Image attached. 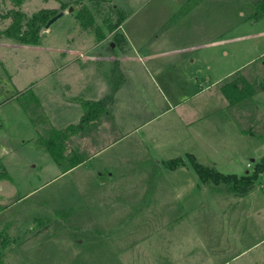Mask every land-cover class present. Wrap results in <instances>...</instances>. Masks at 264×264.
<instances>
[{
    "label": "rangeland",
    "instance_id": "obj_1",
    "mask_svg": "<svg viewBox=\"0 0 264 264\" xmlns=\"http://www.w3.org/2000/svg\"><path fill=\"white\" fill-rule=\"evenodd\" d=\"M261 1L25 0L15 7L28 16L41 8L64 14L43 28L39 45L0 36V167L12 179L0 180V264H259L255 252L233 257L261 234L254 209L264 207V172L243 195L202 181L188 156L237 177L264 158ZM85 4L97 25L116 24L104 39L77 19ZM13 7L0 0V29L10 25L4 16ZM73 43L106 58L94 70L107 83L110 109L124 89L116 94L117 129L100 140L85 130L71 135L67 159L77 151L86 157L64 172L41 138L79 122L84 107L64 99L49 107L54 78L44 61L57 52L42 47ZM132 51L149 73L135 68L130 79L120 59ZM230 82L243 89L241 101L224 95ZM179 99L178 123L164 114L148 126L167 100ZM191 124L206 135L182 127ZM180 157L185 165L165 164Z\"/></svg>",
    "mask_w": 264,
    "mask_h": 264
},
{
    "label": "trees",
    "instance_id": "obj_2",
    "mask_svg": "<svg viewBox=\"0 0 264 264\" xmlns=\"http://www.w3.org/2000/svg\"><path fill=\"white\" fill-rule=\"evenodd\" d=\"M8 1L11 2L14 7L10 9L4 17L10 18L12 21L6 29H0V36L4 35L7 39L15 40L26 45L41 44L42 30L46 27L48 21L57 14V11L51 8H41L28 16L26 12L15 8L21 6L25 0ZM70 5L71 4H63V7L67 8ZM260 7L261 9H264V0L260 2ZM75 14L81 26L84 28L90 29L91 27H95L94 30L97 33V38L99 40H102L107 36V30L112 31L116 26L113 21L97 25L94 11L88 4H85V6L79 9V11ZM123 20L124 16L120 18L119 23ZM118 35L122 37V34ZM118 41L119 37H117L115 42L118 44ZM221 89L230 101L242 100L244 93L238 82H230ZM230 90H233L234 93H231ZM107 101V97L97 101L81 100V104L84 107V114L79 124H70L66 128L62 129L52 128L46 137L41 138L43 148L58 165L62 166L64 172L81 164L86 157V154H79L77 151L73 152L74 155L70 158V160L67 159L65 154L69 148L68 140L70 136L82 131L86 122L98 119L104 112H107ZM188 158L191 161L192 168L198 173L202 181H212L217 184L224 182L229 185L234 192H238L243 195H246L252 190L259 174L264 172V158L256 164L255 171L253 173H247L241 177H237L233 174H225L218 171L215 167L204 165L198 162L193 155H189ZM185 163V159L181 157L165 161V164L170 168L185 165ZM2 179L12 180L5 165L0 167V180Z\"/></svg>",
    "mask_w": 264,
    "mask_h": 264
},
{
    "label": "crops",
    "instance_id": "obj_3",
    "mask_svg": "<svg viewBox=\"0 0 264 264\" xmlns=\"http://www.w3.org/2000/svg\"><path fill=\"white\" fill-rule=\"evenodd\" d=\"M133 46V44H131ZM63 46V45H62ZM55 46V47H42V48H46V49H50L53 52H57V55H55V58H49L47 60H45V68L44 71H48V76L54 78L53 80V91L52 94L48 97L49 100V107H53V109L59 105V103H62V99H64L65 101H68L69 103H80L81 104V100H100L102 99L107 93L108 90V86L105 80H101L100 74H99V68L95 69V65L98 64L101 60L106 62V58L105 59H101L102 57H100V54L97 53H92L93 50H89L88 49H79L77 48V44L73 43V44H67L66 46ZM134 49L136 48V52L139 49V47L137 48L136 46H133ZM101 49H99L98 51H100ZM92 51V52H91ZM77 53V54H76ZM80 53H82V56L80 57ZM150 54H147L144 58H149ZM104 58V57H103ZM120 62H125L126 66L129 67L128 72H127V76L130 77V79L133 78V76L136 75L135 72V68H143L144 70H141L139 72H142L145 74V71L147 73L148 69L146 67H142V64H144L143 66H145L144 60L142 59V56L139 55L137 56L133 51L131 52V54L122 57L120 59ZM42 63V61H41ZM100 65V64H99ZM134 65V66H133ZM42 65H40L41 67ZM155 70L158 74H161L162 72H164L163 69H158L155 67ZM164 74V73H163ZM131 81V80H130ZM41 84V83H39ZM59 86L61 87H65L64 90H58ZM16 87V85H15ZM57 87V88H56ZM101 90H99V89ZM159 88V86H158ZM17 89V87H16ZM74 89H79L80 91H84L85 95L87 96L86 98H84L83 95H77V94H72V91ZM124 89V85H121L120 87H118V90H116V94H118L120 91H122ZM18 90V89H17ZM160 90V88H159ZM128 92H130V94L133 92V89L131 88L130 90H128ZM182 91L180 90L179 93H181ZM115 94V99H114V109L121 106L122 103L121 101H119L117 99V95ZM194 94L196 95L197 93L194 92ZM165 96V95H164ZM74 97H76V100L74 101ZM83 97V98H82ZM166 98V97H165ZM39 100V97H38ZM80 101V102H79ZM40 107L43 104L42 102H39ZM167 107L165 108V110H163L162 112H160L157 116H154L153 118H150L147 122H148V126L150 127V124L153 123L154 121L157 120V118L161 115H166V114H170L168 115L167 121L170 123H178V121L175 118V115L172 114V112H175V109L179 108L182 106V100L179 99L177 101H175L174 103H170L167 100ZM43 107V106H42ZM41 107V108H42ZM106 109L107 112H104L101 116H99L98 119L95 120H91L89 122H86L84 124V129L85 131L89 132V137H93L95 139L100 140L101 138H106V136H109L112 134L113 131H115L117 129V126H115L116 122H117V112L114 111V109H110L107 105H106ZM84 114V109H80L79 112V122L78 120L75 122L74 120H68L66 123V125H70L72 123H80L82 116ZM166 127L164 130L168 129H174L171 126ZM196 125L192 126L191 125H182L183 129H189L192 130V134L193 136H197V137H204L206 134L201 132V128H197L195 127ZM152 127V126H151ZM154 128V127H152ZM102 133H101V132ZM108 131V132H107ZM87 132V133H88ZM83 137V136H82ZM209 142L214 143L213 140L208 139ZM99 141H95L94 144H97ZM220 145H216L217 147L221 148L222 145V141L219 142ZM215 146V145H213ZM215 146V147H216ZM223 149V148H221ZM227 152V151H226ZM211 158V157H210ZM213 162H215L216 164L218 163L216 160H214ZM228 174V173H227ZM252 193H250L251 195ZM255 212L254 214H258L259 218L262 220L261 223L258 225L259 228V232L261 233L260 235H258L257 239L249 246H247L244 250H242V252H240L239 254H237L236 256H234V259L242 258L244 256H246L248 253L251 252H255L257 254L258 260H259V264H264V207L259 208V209H254ZM251 216V215H250ZM258 253H257V252ZM254 254V255H256ZM254 255L251 257V259L254 258ZM233 262V261H232Z\"/></svg>",
    "mask_w": 264,
    "mask_h": 264
},
{
    "label": "water",
    "instance_id": "obj_4",
    "mask_svg": "<svg viewBox=\"0 0 264 264\" xmlns=\"http://www.w3.org/2000/svg\"><path fill=\"white\" fill-rule=\"evenodd\" d=\"M63 14H64V12L62 11V12H59V13H57L56 15H54V16L48 21V23L46 24V27H50V25H51L54 21H56L59 17H61Z\"/></svg>",
    "mask_w": 264,
    "mask_h": 264
}]
</instances>
